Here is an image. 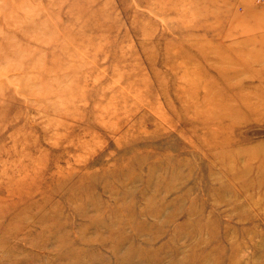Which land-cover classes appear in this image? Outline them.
<instances>
[{
	"label": "rangeland",
	"instance_id": "1",
	"mask_svg": "<svg viewBox=\"0 0 264 264\" xmlns=\"http://www.w3.org/2000/svg\"><path fill=\"white\" fill-rule=\"evenodd\" d=\"M0 264H264V0H0Z\"/></svg>",
	"mask_w": 264,
	"mask_h": 264
},
{
	"label": "bare ground",
	"instance_id": "2",
	"mask_svg": "<svg viewBox=\"0 0 264 264\" xmlns=\"http://www.w3.org/2000/svg\"><path fill=\"white\" fill-rule=\"evenodd\" d=\"M236 179H239L238 177Z\"/></svg>",
	"mask_w": 264,
	"mask_h": 264
}]
</instances>
